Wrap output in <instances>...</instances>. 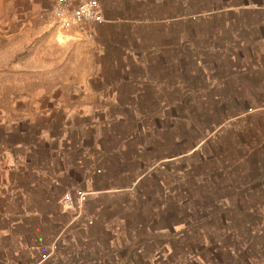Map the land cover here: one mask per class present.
Listing matches in <instances>:
<instances>
[{"label": "rangeland", "instance_id": "374dc122", "mask_svg": "<svg viewBox=\"0 0 264 264\" xmlns=\"http://www.w3.org/2000/svg\"><path fill=\"white\" fill-rule=\"evenodd\" d=\"M190 1L200 8L210 6V0ZM47 5L46 0H0V164H11L12 152L46 167L55 159L49 149L57 147L54 168L71 169L72 162L69 166L65 160L72 156L81 161V168L91 170L83 180L81 172L68 174V186L76 182L74 190H80L88 183L123 205H106L105 231L63 232L53 246L55 255L45 264H247L256 255L264 262V109L239 107L242 101L189 103L183 145L164 142L174 154L184 148L183 162H171L169 172L156 168L143 174L131 196L118 187L130 183L133 174L105 170L117 163L114 156L102 157L100 168L105 171H96L98 150L85 152L77 131L69 142L51 139L65 133L66 120L78 125L85 121L72 109L78 93H68L66 87L88 81L99 48L94 38L98 23L87 27L90 37L56 41L53 29L37 16ZM186 30L191 38L199 33L193 25ZM187 44L192 42L187 39ZM201 58L203 82L227 64L208 54ZM64 97L70 99L63 102ZM67 105H72V117L65 115ZM209 135L211 139L199 146ZM91 136L85 131L88 145ZM34 142L37 150L32 153ZM62 175L56 174L53 181ZM60 188L52 197L60 200ZM120 207L124 213H119ZM63 210L61 225L72 215ZM125 225H131L128 232H122ZM49 233L45 241L53 240L55 232ZM49 247L43 244L42 255Z\"/></svg>", "mask_w": 264, "mask_h": 264}, {"label": "crops", "instance_id": "0c3cea01", "mask_svg": "<svg viewBox=\"0 0 264 264\" xmlns=\"http://www.w3.org/2000/svg\"><path fill=\"white\" fill-rule=\"evenodd\" d=\"M224 1L225 5L220 6ZM98 2L104 21L98 23L94 37L99 48L96 64L86 74L88 81L66 87V92H76L78 96L74 98L75 108L67 105L65 115L72 117V108L85 121L78 125L66 120L65 133L51 135V139L69 142L77 131L85 152L98 150L96 171L133 174L130 183L118 187L120 190H129L132 196L143 174L156 168L169 172L171 162H183L187 154L184 148L174 154L164 142L183 145L184 110L191 107L189 103L242 101L239 107L264 109V0H210L208 8L192 5L190 0ZM192 8L194 12L189 13ZM188 25L197 28L198 35L189 37ZM187 39L192 44L188 45ZM207 54L227 64L203 82L200 62ZM68 99L64 97L62 101ZM85 131L92 132L90 145ZM210 137L201 138L199 146ZM29 148L35 153L36 142ZM59 152L57 147L49 149L55 159ZM106 155L114 156L117 163L103 170L100 163ZM9 156L11 164H0V264H45L50 255H55L53 246L63 232L105 231L106 205H123L117 198L101 196L104 190H93L86 183L80 189L86 193L82 209H68L72 215L61 225L58 219L65 208L64 194L79 190H74L79 186L76 182L72 181V187L66 184V176L81 172L83 180L91 170L81 168V161L72 156L65 160L68 165L72 162L69 170L54 168L55 159L43 167L12 152ZM56 174L64 178L53 181ZM59 188L60 200L51 195ZM118 210L124 213L123 207ZM122 221L125 220L119 219ZM125 228L122 232H128L131 225ZM49 232H55L53 240L45 241ZM43 244L51 248L42 255ZM247 264L264 262L262 256L256 255Z\"/></svg>", "mask_w": 264, "mask_h": 264}, {"label": "built area", "instance_id": "2783aa9c", "mask_svg": "<svg viewBox=\"0 0 264 264\" xmlns=\"http://www.w3.org/2000/svg\"><path fill=\"white\" fill-rule=\"evenodd\" d=\"M48 5L40 10L38 18L53 29L56 41L59 38L90 37L88 26L101 23L103 14L98 0H46ZM86 193L80 190L66 192L63 205L66 209H82Z\"/></svg>", "mask_w": 264, "mask_h": 264}]
</instances>
